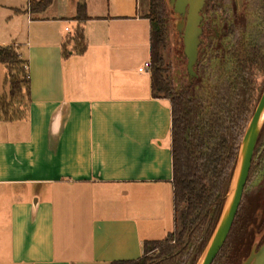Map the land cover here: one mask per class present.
Masks as SVG:
<instances>
[{
  "label": "crops",
  "instance_id": "obj_1",
  "mask_svg": "<svg viewBox=\"0 0 264 264\" xmlns=\"http://www.w3.org/2000/svg\"><path fill=\"white\" fill-rule=\"evenodd\" d=\"M29 2L0 0V48L17 45L31 78L26 117L0 127V264L139 259L155 239L132 199L148 205L143 189H154L159 219L164 197L174 214L172 109L140 70L151 61L149 0L146 9L141 0H86L89 47L68 59L62 44L79 0L37 15ZM6 77L0 62V85ZM109 195L117 203L105 213Z\"/></svg>",
  "mask_w": 264,
  "mask_h": 264
},
{
  "label": "trees",
  "instance_id": "obj_2",
  "mask_svg": "<svg viewBox=\"0 0 264 264\" xmlns=\"http://www.w3.org/2000/svg\"><path fill=\"white\" fill-rule=\"evenodd\" d=\"M55 0H30L26 12H46ZM244 21L215 46L201 50L197 76L173 75L166 57L171 45L168 0H149L151 75L155 98L172 109L174 230L163 239L145 240L136 260L109 264H198L222 216L249 122L264 92V0H245ZM86 0H79L77 23L62 44L64 59L89 47ZM7 69L8 94L0 92V121L21 120L16 104L31 102L28 61L15 46L0 48ZM263 77L258 85L257 79ZM24 104V103H23ZM264 126L243 200L230 235L213 264H242L264 231ZM261 214V215H260ZM264 242V235L258 246Z\"/></svg>",
  "mask_w": 264,
  "mask_h": 264
},
{
  "label": "water",
  "instance_id": "obj_3",
  "mask_svg": "<svg viewBox=\"0 0 264 264\" xmlns=\"http://www.w3.org/2000/svg\"><path fill=\"white\" fill-rule=\"evenodd\" d=\"M205 2L206 0H168L169 7L173 9L177 19L175 22L176 30L180 33L184 44V54L187 58L186 69L191 81L197 76L195 68L201 52L200 45L203 43L201 24ZM263 126L264 92L244 135L237 167L222 216L198 264H213L230 235L243 200ZM242 264H264V242L261 246L255 245Z\"/></svg>",
  "mask_w": 264,
  "mask_h": 264
},
{
  "label": "rangeland",
  "instance_id": "obj_4",
  "mask_svg": "<svg viewBox=\"0 0 264 264\" xmlns=\"http://www.w3.org/2000/svg\"><path fill=\"white\" fill-rule=\"evenodd\" d=\"M144 9H146V0L145 3H143V0H141ZM148 2V0H147ZM169 5V4H168ZM170 9V18H171V45L168 48V50L165 52L166 53V57L168 58V60L172 63L173 65V75H175L176 78H180V79H185L186 78V73H187V69H186V65H187V58L184 54V44L182 41V38L180 36V33L176 30V17L174 14V11L171 7H169ZM64 21V20H63ZM2 31V30H0ZM13 32V31H12ZM15 35V34H13ZM15 37V36H14ZM23 37H20L18 39V43H23ZM11 43H13L11 41ZM25 43V42H24ZM15 46V48H18L17 45H13ZM18 52L21 54V52L18 50ZM21 57L23 58V56L21 55ZM24 59V58H23ZM263 81V77H259L257 79V83L258 85L260 83H262ZM10 91V85L8 82H4L1 83L0 85V92L3 94H8ZM22 101V105L21 104H16L14 105V107L17 109L18 111V115L21 118H25L26 114H27V104H28V100L26 97H24V99L20 100ZM24 103V104H23ZM3 121H0V127H4L5 125L8 124H3ZM264 184V183H263ZM139 190V189H138ZM149 191H147L146 189H143L144 193H145V198L148 201V205L143 206L142 203L140 201H137L138 198L135 197L132 199V203L134 205V207L136 206V208H138V210L140 209V211H142L144 214L137 213L136 216L141 219L140 223L142 226V232L143 234L146 236V234H148V232L146 231V224H148V227H152V233H151V238L150 239H162L165 238L167 236V234L171 231L174 230V214L171 211L172 209V200L169 197V199H166V197H164V207H165V213H164V221L160 220L159 218H163L161 217V210L162 207L160 209L159 207V199L157 197V195H155L158 191H154V189H148ZM138 195V192H137ZM113 196L106 198V200L104 201V206L106 207L104 209V212H112L111 209L113 207H116V201L111 199ZM144 197H140V200H143ZM110 198V199H109ZM116 199V197H115ZM102 207V208H103ZM171 211V212H170ZM160 212V215H159ZM261 215V214H260ZM144 219L148 220V221H144ZM149 222V223H148ZM264 235V231L262 233H256L255 236V245H259L260 240L262 239ZM253 249V248H252Z\"/></svg>",
  "mask_w": 264,
  "mask_h": 264
},
{
  "label": "flooded vegetation",
  "instance_id": "obj_5",
  "mask_svg": "<svg viewBox=\"0 0 264 264\" xmlns=\"http://www.w3.org/2000/svg\"><path fill=\"white\" fill-rule=\"evenodd\" d=\"M244 12L245 0H206L202 10L203 43L200 49L209 44L218 45L230 29L244 21Z\"/></svg>",
  "mask_w": 264,
  "mask_h": 264
},
{
  "label": "built area",
  "instance_id": "obj_6",
  "mask_svg": "<svg viewBox=\"0 0 264 264\" xmlns=\"http://www.w3.org/2000/svg\"><path fill=\"white\" fill-rule=\"evenodd\" d=\"M69 31V28L67 29ZM152 67L151 61L145 63L144 67H142L141 71H150Z\"/></svg>",
  "mask_w": 264,
  "mask_h": 264
}]
</instances>
